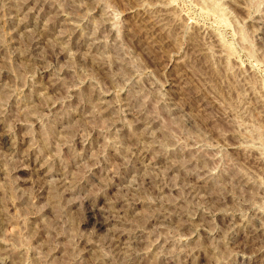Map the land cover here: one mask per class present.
I'll list each match as a JSON object with an SVG mask.
<instances>
[{"label":"rangeland","instance_id":"374dc122","mask_svg":"<svg viewBox=\"0 0 264 264\" xmlns=\"http://www.w3.org/2000/svg\"><path fill=\"white\" fill-rule=\"evenodd\" d=\"M0 264H264V0H0Z\"/></svg>","mask_w":264,"mask_h":264},{"label":"bare ground","instance_id":"6f19581e","mask_svg":"<svg viewBox=\"0 0 264 264\" xmlns=\"http://www.w3.org/2000/svg\"><path fill=\"white\" fill-rule=\"evenodd\" d=\"M90 215H89V220L91 221V223L94 225V226H101V222L99 220H96V219H90Z\"/></svg>","mask_w":264,"mask_h":264}]
</instances>
